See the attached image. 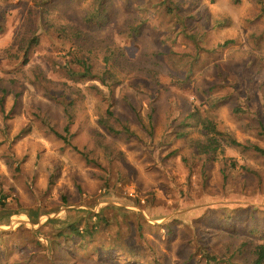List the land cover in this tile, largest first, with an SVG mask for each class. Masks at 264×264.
I'll return each instance as SVG.
<instances>
[{"label":"rangeland","instance_id":"obj_1","mask_svg":"<svg viewBox=\"0 0 264 264\" xmlns=\"http://www.w3.org/2000/svg\"><path fill=\"white\" fill-rule=\"evenodd\" d=\"M56 27L67 28L68 37ZM34 35L39 43L31 44L25 63ZM87 58L92 74L83 76L78 60ZM106 58L109 66L116 59L121 64L104 83ZM41 71L53 92L71 86L72 145L43 125L41 116L63 130L67 118L38 81ZM1 96L0 198L9 210L0 206L2 238L17 233L41 261L51 256L48 235L57 227L51 220L69 223L82 215L73 210L110 206L101 253H79L60 264H148L129 259L121 250L128 247L118 245L126 218L135 228L142 221L150 264L158 256L164 264H216L208 257L229 264L245 242L249 251L237 258L252 264L264 237V156L228 146L216 159L194 155L179 131L197 107L222 131L264 148V0H0ZM210 97L217 103L209 105ZM108 109L129 133L113 134L100 124ZM186 130L198 136L196 126ZM106 191L125 201L104 200ZM37 212L34 222L28 215ZM151 213L163 217L154 220ZM106 247L115 248L113 257ZM19 251H2L0 264H24V248Z\"/></svg>","mask_w":264,"mask_h":264},{"label":"trees","instance_id":"obj_2","mask_svg":"<svg viewBox=\"0 0 264 264\" xmlns=\"http://www.w3.org/2000/svg\"><path fill=\"white\" fill-rule=\"evenodd\" d=\"M188 20V18H185ZM201 18L197 17L195 22H198ZM204 29L207 31L208 21L204 23ZM57 31H62L61 36L66 38L68 37V31L65 27H56ZM202 30V29H201ZM201 30H196V28H193V32H201ZM208 32H205V34ZM39 36L34 35L28 45L25 48V54L24 57L26 58L25 63L28 62L27 55L29 54V49L31 47L32 43L38 44L39 43ZM204 39V38H203ZM197 43H200V45H204L206 42L204 40L197 41ZM229 43V42H227ZM116 52H114V55L112 56V59L118 57L115 56ZM109 59L106 58V66L104 67V71L102 72L103 78L102 81L106 83V79H115V74L112 72L113 68H116L118 65L121 64L119 59L114 60V66H109L108 64ZM78 65L84 69V71L81 73L83 76H89V74H92V64H90L88 58L87 60H78ZM65 67H67L70 71L69 74L72 76L76 72L74 71V67L67 64ZM37 79L42 80L43 83L46 84V94L54 100L59 101L63 105V111L65 113V116L67 118L66 125L63 130L58 129V127L53 124L49 117H42L43 125L46 128V132L48 134H53L57 136L58 138L62 139L65 143L71 144V138L73 136V133L71 132L72 124L74 123L75 114L73 112V106L76 102V99L74 96H71L69 92V88L71 87L68 83L66 84L67 87H61L59 89V92L55 93L48 87V81L49 79L46 77L45 73L43 71L39 72L37 74ZM50 82V81H49ZM4 96L0 97V102L3 105ZM218 100L214 97H210V100H208L209 105H214L217 103ZM4 111V110H3ZM149 120H153V114L149 115ZM116 122L119 124L121 123L120 118L116 115V113L108 109L107 115L102 116L100 118V124L109 132L113 134H121L122 132L129 133L130 128L127 125L122 124L123 129H118L116 126ZM188 125H194L197 128L198 136L191 138L189 136L190 132L186 130V127ZM181 129L179 131V136L184 137L186 142L194 149V155H202L207 156L208 159H216L218 157V154L224 153L226 147H235L239 148L241 152L246 151H253L256 153H259L260 155L264 156V148L259 146L258 144H255L253 142L245 143L242 141H239L237 138L232 136L231 134H228L224 131H222L219 128L218 123L204 115L201 110L197 107L194 108V110H191L190 113L184 118V123L181 125ZM29 129L25 128L22 130V133L27 132ZM264 131V130H263ZM264 133V132H263ZM72 145V144H71ZM73 148L78 151L89 163H96L99 164L97 159H93L90 157L89 152L85 149H80L78 146L74 145ZM110 191V190H108ZM5 198V197H4ZM102 198L106 201H125L122 200L121 197L114 196L111 192H105L102 195ZM131 203H137L140 202L138 200H129ZM94 205V204H92ZM0 206L2 209L8 210V206L5 202L2 201L0 198ZM110 206H104L99 212H92L88 213L85 209H78L73 210L74 212L82 213L80 218H78L75 221H70L69 223H64L60 225L58 221H60L61 218H56L54 220H51L50 222H56L57 227H52L53 235L49 236L48 239L51 240L50 242V253L51 256H45L41 261H38L39 253H35L33 251H30L29 245H24L20 241H17V233L15 232H9L10 235H14L12 240H7V238H2L4 233L0 232V253L4 251L3 253L10 256L13 255L15 251H18L20 253V249L24 248L23 255L21 253V257L24 259V264H60L61 262H65L69 259L70 256L76 255L79 253H82V257H91L93 252L101 253V250H103L106 246V238L101 237V232L105 230V227L109 226L111 224V221L107 219L104 211L106 208H109ZM37 215H28L31 220L34 222L37 221L39 217V212L36 213ZM93 217H96L95 220H93ZM163 217V216H162ZM160 216H155L151 213L152 219H160L162 218ZM178 215L174 216L171 220L168 221L165 226H170L171 222L177 221ZM1 220V219H0ZM11 221V217H8L6 220V224H9ZM143 221L145 219L143 218ZM146 224H149L146 222ZM119 229L123 230L124 237L120 240L122 243H119L118 245L120 247H128L127 249L121 248L122 251H124V254L129 258H137L140 260H146L148 264H150L152 260L149 259L147 248L145 247V244L143 243L148 242L145 238V234L143 233L142 229V221L138 222L137 229L133 225V221L130 218H126V220L123 223L119 224ZM17 232V231H16ZM139 236L138 238H135L136 235ZM16 238V239H14ZM72 239L74 241H80L78 244L77 242H72ZM80 239V240H79ZM114 240V239H113ZM111 240L112 243H117ZM143 240V241H142ZM16 241V242H15ZM67 242L70 244L64 245L63 242ZM105 244L103 246L102 244ZM108 243V242H107ZM250 243V242H249ZM243 246H240L235 249L233 254L230 255L228 258L229 264H246L243 261H240L238 259V256H245L246 252H248L247 243H243ZM75 245V246H73ZM112 246L113 244H109ZM108 250V257H113V252L115 250L114 247H106ZM89 249L88 251H85ZM55 252L61 253L58 258H55ZM2 254V253H1ZM253 256L252 257V264H264V237L260 239V242L255 244V247L252 251ZM102 255V254H101ZM38 257V258H37ZM210 260H214L216 264H223L221 260H218L216 257H208ZM158 261V264H164V261L162 260L161 256H158L155 258V263Z\"/></svg>","mask_w":264,"mask_h":264}]
</instances>
